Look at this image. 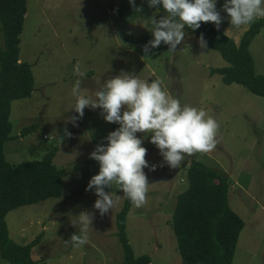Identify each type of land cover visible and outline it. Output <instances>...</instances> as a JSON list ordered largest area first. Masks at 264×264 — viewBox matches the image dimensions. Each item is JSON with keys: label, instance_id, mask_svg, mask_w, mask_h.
Listing matches in <instances>:
<instances>
[{"label": "rangeland", "instance_id": "obj_1", "mask_svg": "<svg viewBox=\"0 0 264 264\" xmlns=\"http://www.w3.org/2000/svg\"><path fill=\"white\" fill-rule=\"evenodd\" d=\"M135 3L142 11L133 9L129 0H28L20 58L31 65L34 91L30 98L12 103L10 121L17 138L6 143L5 156L11 164H19L56 150L54 164L63 170L64 193L9 213L10 237L22 245L40 237L32 250L37 264H124L116 236L123 191L115 184L105 188L121 199L104 216L94 208V190L86 191L91 177L99 173V163L90 154L97 144H106L105 137L119 125L106 122L99 108L86 107L77 126L69 120L79 115L73 110L72 95L74 81L80 79L77 68L86 73L81 94L93 99L107 79L123 70L149 82L161 79L162 87L182 106L203 108L219 124L216 148L185 155L175 169L163 163L150 134L137 133L147 149L146 160L156 168L144 169L150 184L147 204L132 206L127 217V236L135 256L149 255L152 264H182L170 222L178 195L189 187L187 170L195 155L228 179L229 204L245 221L233 264H264V97L213 75V69L228 63L219 52L201 48L199 37L190 31L184 30V41L175 52L161 43L146 56L143 48L154 38L146 21L166 13L150 8L147 1ZM224 3L217 0L222 16L219 29L239 44L244 32L264 18L232 26ZM1 28L0 24V48H5ZM250 52L255 73L264 75V30L253 39ZM29 127L33 131L20 136ZM65 129L71 137L64 136ZM82 212L94 213V219L88 242L76 249L65 241L80 232ZM0 264L10 263L0 256Z\"/></svg>", "mask_w": 264, "mask_h": 264}, {"label": "trees", "instance_id": "obj_2", "mask_svg": "<svg viewBox=\"0 0 264 264\" xmlns=\"http://www.w3.org/2000/svg\"><path fill=\"white\" fill-rule=\"evenodd\" d=\"M27 4L28 0H0V24L5 38V48H0V256L10 264H37L32 250L40 237L26 245L13 241L6 220L8 214L64 193L63 170L54 164L56 150L40 160L19 164H11L5 156L6 143L17 138L12 135L10 121L12 103L30 98L34 91L31 65L20 58ZM155 8L164 12L162 4ZM184 30L197 37L203 34L207 47L219 52L228 63L224 68L213 69V75H220L226 84L241 85L264 97V75L255 73L250 52L253 39L264 30V19L254 22L239 44L210 22H201L195 31L187 26ZM31 131L33 127L25 128L20 136ZM194 157L187 170L189 187L178 195L170 222L182 264H233L245 221L229 204L228 179ZM132 206L125 198L116 215V236L123 247L124 264H152L149 255L135 256L128 239L127 217Z\"/></svg>", "mask_w": 264, "mask_h": 264}, {"label": "clouds", "instance_id": "obj_3", "mask_svg": "<svg viewBox=\"0 0 264 264\" xmlns=\"http://www.w3.org/2000/svg\"><path fill=\"white\" fill-rule=\"evenodd\" d=\"M129 3L136 11H142L136 7L135 0ZM161 4L166 15L159 19L152 16L146 21L151 23L154 37L143 48L146 56L161 43L170 46L169 52H175L184 41L185 26L195 31L201 27V22L214 23L217 29L222 23L217 0H149L148 6L154 8ZM223 10L230 17L231 25L240 27L264 18V0H225ZM199 44L201 48L207 47L203 34ZM77 75L80 79L74 81L72 95L75 97L73 110L79 115L70 117V122L77 126L88 107L102 109L101 116L106 122L119 125L105 137L107 143L97 144L90 154V159L99 163V173L91 177L86 191L94 190L97 196L94 208L101 216L113 210L121 199L116 193L105 191L113 184L134 207L147 204L150 184L144 169L150 167L154 171L156 165L150 166L146 160L147 149L142 146L138 132L151 135L150 142L160 150L163 163L173 169L180 166L185 155L208 153L216 148L218 122L203 108L182 106L178 98L162 87L161 79L149 82L135 72L122 70L119 75L107 79L93 99L81 94L82 78L86 73L77 68ZM71 135L64 130V136ZM93 219L94 213L82 212L78 216L80 232L72 234L65 243L82 248L88 242L87 231Z\"/></svg>", "mask_w": 264, "mask_h": 264}]
</instances>
